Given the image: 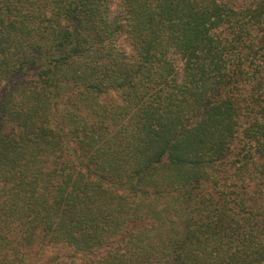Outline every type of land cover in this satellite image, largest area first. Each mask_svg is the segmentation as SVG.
Segmentation results:
<instances>
[{"label":"trees","instance_id":"obj_1","mask_svg":"<svg viewBox=\"0 0 264 264\" xmlns=\"http://www.w3.org/2000/svg\"><path fill=\"white\" fill-rule=\"evenodd\" d=\"M0 264H264V0H0Z\"/></svg>","mask_w":264,"mask_h":264}]
</instances>
